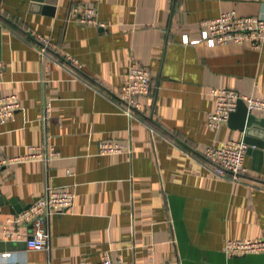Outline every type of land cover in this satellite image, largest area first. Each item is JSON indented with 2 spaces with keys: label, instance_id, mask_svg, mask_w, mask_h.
Returning a JSON list of instances; mask_svg holds the SVG:
<instances>
[{
  "label": "crops",
  "instance_id": "1",
  "mask_svg": "<svg viewBox=\"0 0 264 264\" xmlns=\"http://www.w3.org/2000/svg\"><path fill=\"white\" fill-rule=\"evenodd\" d=\"M40 1L0 0V95L16 94L20 103L0 124V157L41 144L61 156L3 166L1 195L32 204L50 185L74 189L76 199L51 217L50 250L1 238L0 253L16 255L0 264L104 256L124 264H264V252L230 257L223 250L227 238L264 237V155L248 147L249 175L233 182L217 177L201 152L245 139L229 121L218 129L208 124L212 89L264 97V41L182 42L184 33L197 38L203 21L228 11L264 16V0ZM79 4L96 8L105 25L71 17ZM35 31L53 40L45 57ZM68 55L79 60L74 69L63 63ZM132 60L150 69L154 83L136 117L118 98ZM106 140L131 151L100 154ZM12 215L9 204L0 205V224L13 226Z\"/></svg>",
  "mask_w": 264,
  "mask_h": 264
},
{
  "label": "built area",
  "instance_id": "2",
  "mask_svg": "<svg viewBox=\"0 0 264 264\" xmlns=\"http://www.w3.org/2000/svg\"><path fill=\"white\" fill-rule=\"evenodd\" d=\"M70 13V16L75 17L79 23L105 25L98 21V10L94 7L79 4L73 6ZM32 34L41 56H47L53 46L52 38L36 31ZM263 41L264 16L239 15L235 11H228L203 21L200 27V36L197 38H190L188 33L182 35L184 44L204 42L210 47L218 44H243L246 42L259 47ZM63 63L74 69L78 66L79 60L73 55H68L66 62ZM153 88L154 83L150 69L139 61L132 60L118 92L123 112L130 117L140 116L145 111V99L152 93ZM212 94L215 96V107L208 113V124L213 128L218 129L229 121L231 113L237 109L239 100L246 103L249 111L264 113V97H256L227 87H215L212 89ZM19 107L20 103L16 94L0 95V124L11 119ZM49 111L50 107L47 106L43 116L44 120L48 119ZM248 147L249 144L243 139H230L222 145L208 146L201 152L203 159L211 166L217 177L237 182L249 175L250 170L246 163ZM125 151H131V148L123 142L106 140L99 144V153L103 155ZM60 156V151L53 145H33L27 154L0 157V169L12 163L30 160L48 163ZM75 199L76 192L72 188L47 186L45 193L30 207L9 218V221L14 223L13 226L0 224V239H24L30 249L50 250V219L54 215L72 209ZM19 225H29L30 230L24 232L18 228ZM223 250L230 257L264 252V237L227 238ZM15 255L13 251H3L0 253V260L8 263ZM78 264H124V262L122 259L113 261L110 257L104 256L99 261L82 260Z\"/></svg>",
  "mask_w": 264,
  "mask_h": 264
},
{
  "label": "water",
  "instance_id": "3",
  "mask_svg": "<svg viewBox=\"0 0 264 264\" xmlns=\"http://www.w3.org/2000/svg\"><path fill=\"white\" fill-rule=\"evenodd\" d=\"M44 1L45 0H41L40 2L43 3ZM46 6H48V2H46L45 7ZM229 125L241 131H245L246 137L244 140L249 144V148H256L264 155V120L259 121L258 117L248 110L243 100L238 101L237 109L231 113ZM4 204L10 205L11 213L13 214H18L31 206V203L18 204L16 199L1 195L0 189V205Z\"/></svg>",
  "mask_w": 264,
  "mask_h": 264
}]
</instances>
